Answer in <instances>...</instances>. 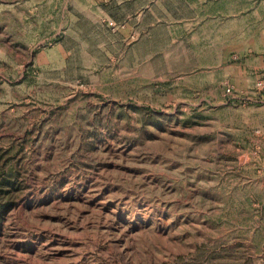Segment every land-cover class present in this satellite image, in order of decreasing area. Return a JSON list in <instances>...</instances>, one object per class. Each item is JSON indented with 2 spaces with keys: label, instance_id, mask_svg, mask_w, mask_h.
I'll return each mask as SVG.
<instances>
[{
  "label": "rangeland",
  "instance_id": "374dc122",
  "mask_svg": "<svg viewBox=\"0 0 264 264\" xmlns=\"http://www.w3.org/2000/svg\"><path fill=\"white\" fill-rule=\"evenodd\" d=\"M0 264H264V0H0Z\"/></svg>",
  "mask_w": 264,
  "mask_h": 264
}]
</instances>
